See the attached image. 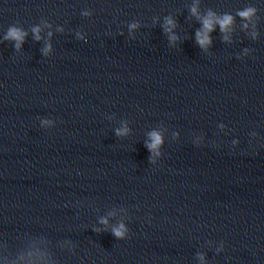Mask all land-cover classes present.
<instances>
[{"label":"clouds","instance_id":"obj_1","mask_svg":"<svg viewBox=\"0 0 264 264\" xmlns=\"http://www.w3.org/2000/svg\"><path fill=\"white\" fill-rule=\"evenodd\" d=\"M254 10L253 9H248L247 11L241 12L240 15L242 17H249L252 12ZM193 12L195 13V9H193ZM209 16H211V13L209 14ZM169 23H171V21H169ZM218 23L220 24L221 30L224 31L228 25H230L232 23V18L230 16H225L223 20L218 21ZM203 25H204V29L205 31L203 33H197V38H198V43L203 46L207 43H210V38L208 36V32L213 30V21L211 19H205L203 21ZM23 35L22 33H20L18 30L16 29H12L7 38H11V39H16V40H22L23 39ZM39 37L37 36V39ZM153 142L152 144L148 145L150 150L155 149L160 143H161V139L157 134H153ZM106 223V221H104ZM114 234L117 237H121L123 235V225L120 226V228L114 229Z\"/></svg>","mask_w":264,"mask_h":264}]
</instances>
